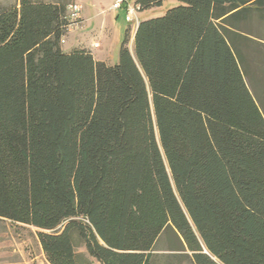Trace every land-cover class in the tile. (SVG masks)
<instances>
[{"label":"trees","instance_id":"16d2710c","mask_svg":"<svg viewBox=\"0 0 264 264\" xmlns=\"http://www.w3.org/2000/svg\"><path fill=\"white\" fill-rule=\"evenodd\" d=\"M178 2L113 64L67 1L0 5V220L49 264H264V0Z\"/></svg>","mask_w":264,"mask_h":264},{"label":"rangeland","instance_id":"374dc122","mask_svg":"<svg viewBox=\"0 0 264 264\" xmlns=\"http://www.w3.org/2000/svg\"><path fill=\"white\" fill-rule=\"evenodd\" d=\"M18 0H0V5L8 6ZM47 2L62 0H42ZM69 5L77 4L83 18L80 27L67 30L61 42L62 49L66 52L74 48L88 47L93 40H102L101 48H92L97 60L113 64L117 61L118 50L125 30L128 28L130 50L133 48V35L136 24L125 20L124 9H113L116 0H63ZM134 3L135 0H130ZM178 0H164L158 7L138 11V19H147L163 15L167 9L178 5ZM264 32V31H261ZM264 35V33H261ZM264 43V40H261ZM83 42V43H82ZM86 47V48H87ZM264 52V49L262 50ZM257 56L252 52L255 67L254 77L257 79L259 92H264V53ZM251 88V84H250ZM252 89V88H251ZM253 93L254 90L252 89ZM37 229L28 225H19L10 221L0 220V264H24L23 258H36L38 264H45L42 252L36 240ZM162 243L159 242L158 246ZM160 253L155 257L154 264H187L181 258L172 257L169 251H154ZM159 258V259H158ZM175 258V259H170ZM180 259V260H179Z\"/></svg>","mask_w":264,"mask_h":264},{"label":"built area","instance_id":"2783aa9c","mask_svg":"<svg viewBox=\"0 0 264 264\" xmlns=\"http://www.w3.org/2000/svg\"><path fill=\"white\" fill-rule=\"evenodd\" d=\"M113 9H123L125 12V20L128 22H131L133 24H136V26L139 23L138 19V7L131 3L130 0H116V2L112 5ZM67 18L71 21L70 26L68 27V30L74 29L81 26L82 19H81V12L80 7L77 4H71L69 5L68 11H67ZM61 42H64V39L61 40ZM94 47H98L99 43L96 42L93 44Z\"/></svg>","mask_w":264,"mask_h":264},{"label":"crops","instance_id":"0c3cea01","mask_svg":"<svg viewBox=\"0 0 264 264\" xmlns=\"http://www.w3.org/2000/svg\"><path fill=\"white\" fill-rule=\"evenodd\" d=\"M81 19H82V21H83V18H82V15H81ZM96 42H98L99 43V46L98 47H94L93 46V44L94 43H96ZM83 43V42H82ZM103 42H102V40H93L91 43H90V45L87 47L90 51H91V53H92V55L94 56V54H93V51H92V48H101L102 46H103ZM94 58L95 59H97L95 56H94ZM16 224H19V225H24V224H20V223H16ZM37 240V239H36ZM37 243H38V241H37ZM38 246H39V243H38ZM40 247V246H39ZM40 250H41V248H40ZM42 252V251H41ZM42 255H43V253H42ZM43 257H44V255H43ZM35 259L36 258H23V260H24V264H38L37 263V261L35 262ZM43 259V261H44V263L45 264H49L47 261H46V259H45V257L44 258H42Z\"/></svg>","mask_w":264,"mask_h":264},{"label":"water","instance_id":"95a60500","mask_svg":"<svg viewBox=\"0 0 264 264\" xmlns=\"http://www.w3.org/2000/svg\"><path fill=\"white\" fill-rule=\"evenodd\" d=\"M206 252V251H205Z\"/></svg>","mask_w":264,"mask_h":264}]
</instances>
